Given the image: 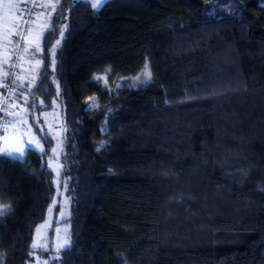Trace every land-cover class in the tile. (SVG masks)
<instances>
[{
  "label": "trees",
  "instance_id": "obj_1",
  "mask_svg": "<svg viewBox=\"0 0 264 264\" xmlns=\"http://www.w3.org/2000/svg\"><path fill=\"white\" fill-rule=\"evenodd\" d=\"M46 29L37 79L12 84L43 151L0 154V264L32 263L55 197L53 139L32 117L55 104L70 200L58 264H264V0H66ZM146 64L144 86L92 80Z\"/></svg>",
  "mask_w": 264,
  "mask_h": 264
},
{
  "label": "rangeland",
  "instance_id": "obj_2",
  "mask_svg": "<svg viewBox=\"0 0 264 264\" xmlns=\"http://www.w3.org/2000/svg\"><path fill=\"white\" fill-rule=\"evenodd\" d=\"M24 1L25 0H22L21 6L18 9V15L15 16L16 20L14 25L12 26L11 24L9 27V34L7 37H4V40L3 38L0 39V41L3 40L2 51H4L3 54H0L1 85L7 77L10 67L12 54L11 45L15 38V29L17 21L21 15V8L24 4ZM65 1L66 0H42L37 14L33 20L32 28L34 29L31 30V38L27 43L25 62L20 74L21 79L19 80L20 88L30 89L33 82H35L37 79L39 74V59L37 57V53L39 50L41 33L45 32L47 26L56 16L59 8L65 3ZM79 1L88 2L91 4V6L92 3L95 2V0ZM105 1L106 0H104V2ZM52 5H56L55 10H53ZM98 9L95 10L97 11ZM42 23H44L43 27H40L39 25ZM0 32H4L2 31L1 27ZM0 44L2 43L0 42ZM146 65L137 75L133 77H111L109 71L104 70L100 73L94 74L92 80L98 83L103 89L113 93H116L118 90L128 86H144L151 80H149L145 75L146 72H150L148 66L146 68ZM27 100L26 93L22 92L21 89H16V98L12 102L11 109L7 111L9 115L7 114V118L0 120V130L2 132H5L8 136H13L20 141L26 142L29 141L32 136L36 137L28 120L29 113L32 111L26 106ZM87 104V109L92 110L97 107V99L95 97L89 98ZM108 112H111V109L108 110ZM0 113L3 114L1 99ZM34 113L32 114V117L35 127L40 131L45 132L53 139V150H55V152L52 150V158L49 160L48 166L54 173V185L56 187V193L46 214V219L35 229L32 243L33 259L31 264H58L61 251L68 247L69 244L65 247H62V245L65 244L66 240L70 242L69 224L67 222L69 217L70 200L66 195V184L61 176L62 166L60 160L63 134L61 110L59 105L55 104V107L50 112H41L40 114ZM34 243L36 244V247H33Z\"/></svg>",
  "mask_w": 264,
  "mask_h": 264
},
{
  "label": "built area",
  "instance_id": "obj_3",
  "mask_svg": "<svg viewBox=\"0 0 264 264\" xmlns=\"http://www.w3.org/2000/svg\"><path fill=\"white\" fill-rule=\"evenodd\" d=\"M42 0H25L21 8V15L17 21L15 38L12 42L11 62L7 77L1 86V105L2 112L8 113L13 102V81L21 79V71L24 66L27 43L31 38V28L34 17L40 7ZM27 22V23H24Z\"/></svg>",
  "mask_w": 264,
  "mask_h": 264
},
{
  "label": "crops",
  "instance_id": "obj_4",
  "mask_svg": "<svg viewBox=\"0 0 264 264\" xmlns=\"http://www.w3.org/2000/svg\"><path fill=\"white\" fill-rule=\"evenodd\" d=\"M21 2L22 0H0V27L2 28V31H4L0 32V39L3 38L4 40V37H7V35L9 34V27L11 24L13 26L15 23V16L18 15V9L21 6ZM43 24L44 23L40 24L39 26L43 27ZM33 29L34 28H31V30ZM3 40L0 41L2 43L0 44V54H3L4 52L2 51ZM8 115H6L5 117L0 114V120L3 118H7ZM33 137L34 136H32V138H30L27 142L20 141L19 139L13 136H8L5 132H2L0 130V154H2L3 151L6 149L8 152H12L13 155H2L18 161H23L25 159L26 152L28 149H33L36 152H41V148H43L42 144L38 141L36 137ZM21 150H23V156L18 155V152Z\"/></svg>",
  "mask_w": 264,
  "mask_h": 264
},
{
  "label": "snow or ice",
  "instance_id": "obj_5",
  "mask_svg": "<svg viewBox=\"0 0 264 264\" xmlns=\"http://www.w3.org/2000/svg\"><path fill=\"white\" fill-rule=\"evenodd\" d=\"M103 3H104V0H95V2L92 3V7H93V9H98L100 6H102ZM52 7H53V10H55L56 5H52ZM24 23H27V22H24ZM41 36H43V33H41ZM61 36H63V32H61ZM59 44H60V41L57 40L56 45L53 46V49H52V55H53V57H55L56 47H58ZM53 64H55V59H53ZM146 68H147V65H146ZM145 75L147 76V78L149 80L151 79L150 72H146ZM0 86H2V85H0ZM101 147H103V144L101 145ZM97 150L99 151L100 149H97ZM41 151H43V148H41ZM53 151L55 152V150H53ZM2 154H6V155H9V156H12L13 155L12 152H8L6 149L3 151ZM23 154H24L23 153V150H21V151L18 152V155L19 156H23ZM9 210H10V206H0V216H4L6 214V212L9 211ZM68 244H69V241L66 240L65 241V244L62 245V247H65ZM33 247H36V244L35 243L33 244Z\"/></svg>",
  "mask_w": 264,
  "mask_h": 264
}]
</instances>
